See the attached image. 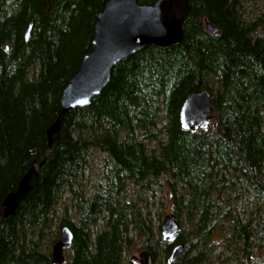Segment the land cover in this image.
<instances>
[{"label": "trees", "instance_id": "trees-1", "mask_svg": "<svg viewBox=\"0 0 264 264\" xmlns=\"http://www.w3.org/2000/svg\"><path fill=\"white\" fill-rule=\"evenodd\" d=\"M105 1L0 0V264H53L62 225L72 238L61 264H123L130 230L150 232L125 194L162 182L179 225L172 239H154L165 264H206L217 229L223 248L264 264V0L259 13L247 8L257 0H187L180 42L113 65L88 105L63 114L45 154L61 90L91 49ZM200 89L212 121L182 128L181 103ZM43 157L32 188L2 217L4 196Z\"/></svg>", "mask_w": 264, "mask_h": 264}, {"label": "water", "instance_id": "water-1", "mask_svg": "<svg viewBox=\"0 0 264 264\" xmlns=\"http://www.w3.org/2000/svg\"><path fill=\"white\" fill-rule=\"evenodd\" d=\"M187 12V0H154L149 4L136 0H106L96 15L91 49L83 55L61 90L57 116L45 132V154L57 140L63 114L69 109L88 105L107 83L113 65L144 46L165 47L179 43L181 24ZM204 27L211 33L215 32V27L208 22ZM27 33L28 30L25 38ZM178 118L182 128H205L212 119L209 92L200 89L188 93L181 103ZM43 161L44 157L40 162L31 164L18 181L16 189L4 196L1 202L2 217H7L22 194L32 188L36 169ZM178 232L179 225L173 214H165L160 226L161 239H172ZM71 238L70 229L62 225L57 240L51 246L53 264L62 263V249L70 244ZM182 248V243L174 245L169 251L168 262L177 259ZM137 257L139 264H147V251L139 252Z\"/></svg>", "mask_w": 264, "mask_h": 264}, {"label": "rangeland", "instance_id": "rangeland-1", "mask_svg": "<svg viewBox=\"0 0 264 264\" xmlns=\"http://www.w3.org/2000/svg\"><path fill=\"white\" fill-rule=\"evenodd\" d=\"M263 0H257L256 2L250 3L247 8L252 10L253 12L259 13L263 11L262 7ZM262 7V10L260 8ZM211 123V120L209 124ZM101 160V155H97V157L93 161V166L98 165ZM126 200H132L135 207H138L142 212V216L146 219L144 225L148 226L149 234L138 231L137 229L130 230L129 237L130 243L129 247L124 251L123 254V264H139L137 260V256L139 252L147 249L145 248L147 245L153 246L154 248V258L153 261L150 262L148 258L147 264H165V259L163 253L160 250V247L155 246L154 239L157 238V235H160V226L162 222V218L165 214L170 213V202H169V192L165 182H162L160 189L155 188L153 191L149 192H139L134 193L128 190L125 194ZM66 201V197L63 196L58 206H62ZM69 203H67L68 205ZM68 215H70L73 220H75L74 210L69 207ZM159 226V229H158ZM222 232L218 229L211 236V242L209 243L210 249L208 252H212V256L209 257L206 264H245L244 256L240 253V250L237 248L235 244H231L229 248H223L221 243ZM261 251H255L253 256H257ZM135 256V259L132 257Z\"/></svg>", "mask_w": 264, "mask_h": 264}, {"label": "bare ground", "instance_id": "bare-ground-1", "mask_svg": "<svg viewBox=\"0 0 264 264\" xmlns=\"http://www.w3.org/2000/svg\"><path fill=\"white\" fill-rule=\"evenodd\" d=\"M179 244V243H178Z\"/></svg>", "mask_w": 264, "mask_h": 264}]
</instances>
